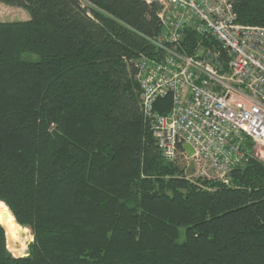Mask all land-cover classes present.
<instances>
[{
  "label": "trees",
  "instance_id": "1",
  "mask_svg": "<svg viewBox=\"0 0 264 264\" xmlns=\"http://www.w3.org/2000/svg\"><path fill=\"white\" fill-rule=\"evenodd\" d=\"M231 2L240 25L264 28V0ZM0 4L29 16L0 22V219L33 238L14 257L0 225V264H264V163L251 158L228 185L189 181L143 116L130 62L162 56L154 8ZM154 108L167 114L171 97Z\"/></svg>",
  "mask_w": 264,
  "mask_h": 264
},
{
  "label": "built area",
  "instance_id": "2",
  "mask_svg": "<svg viewBox=\"0 0 264 264\" xmlns=\"http://www.w3.org/2000/svg\"><path fill=\"white\" fill-rule=\"evenodd\" d=\"M139 1L155 9L161 32L150 43L162 56L130 66L163 159L189 181L225 185L251 158L264 163V28L240 25L231 0ZM188 33L201 39L191 46ZM168 96L161 115L155 104Z\"/></svg>",
  "mask_w": 264,
  "mask_h": 264
},
{
  "label": "rangeland",
  "instance_id": "3",
  "mask_svg": "<svg viewBox=\"0 0 264 264\" xmlns=\"http://www.w3.org/2000/svg\"><path fill=\"white\" fill-rule=\"evenodd\" d=\"M28 19L29 16L25 10L0 4V22H19ZM23 59L34 62L38 60V57L26 54L23 55ZM0 225L5 230L8 251L14 257H26L28 255V245L33 240L30 230L17 224L15 219L12 218H7L5 221L0 219Z\"/></svg>",
  "mask_w": 264,
  "mask_h": 264
},
{
  "label": "water",
  "instance_id": "4",
  "mask_svg": "<svg viewBox=\"0 0 264 264\" xmlns=\"http://www.w3.org/2000/svg\"><path fill=\"white\" fill-rule=\"evenodd\" d=\"M184 150H185L188 154H191V153H192V150H191V148H190L188 145H185V146H184ZM7 218H8V215L3 216V220H4V221H5Z\"/></svg>",
  "mask_w": 264,
  "mask_h": 264
}]
</instances>
